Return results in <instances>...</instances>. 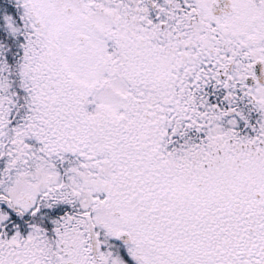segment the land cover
Listing matches in <instances>:
<instances>
[{
    "label": "snow or ice",
    "instance_id": "6c2138e0",
    "mask_svg": "<svg viewBox=\"0 0 264 264\" xmlns=\"http://www.w3.org/2000/svg\"><path fill=\"white\" fill-rule=\"evenodd\" d=\"M0 264H264V0H0Z\"/></svg>",
    "mask_w": 264,
    "mask_h": 264
}]
</instances>
